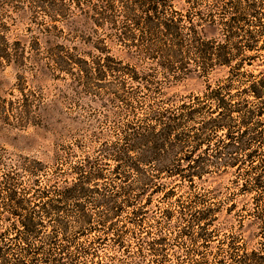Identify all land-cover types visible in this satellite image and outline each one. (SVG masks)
I'll list each match as a JSON object with an SVG mask.
<instances>
[{
  "label": "rangeland",
  "instance_id": "obj_1",
  "mask_svg": "<svg viewBox=\"0 0 264 264\" xmlns=\"http://www.w3.org/2000/svg\"><path fill=\"white\" fill-rule=\"evenodd\" d=\"M52 1L62 4L65 9L61 13L63 16L45 8L43 11V8L34 6L31 0H0V35L5 40L2 51L0 43V224L7 223L6 219L9 218L3 207L7 209L13 204L7 199L10 191L16 197L25 199L22 202V207H25L36 201L31 196L33 189H39L43 183L49 188L50 185L63 184V180L75 177L72 167L82 165L86 160L93 162L94 167L110 169L113 165L110 148L120 147L123 135L132 132L133 127L151 124L149 110L168 107L169 104L165 106L163 103L168 99L170 103H177L193 96L200 97L206 83L214 86L224 82L229 76L225 66L214 65L206 76L188 77L180 82L167 84L163 77L165 73L154 58L144 54L145 45L139 40L136 42L139 49L130 48L137 56L129 63L136 65L140 71V79L132 81L123 70L109 71L106 67L98 75L94 70L96 65L92 66L90 63L87 65L90 70L88 79L75 65L71 67L72 73H59L46 57V45L41 42L44 34L39 32L42 27L48 28L50 24L54 25L49 37L52 43L72 45L79 41L78 35L83 36L82 34L92 30V39L101 38L104 34L110 36L108 53L117 61L123 60L119 66L128 63V58L120 52L117 29L108 24L95 26L90 24L88 18L96 16V12L105 11L103 5L107 1L110 10L107 9L106 14L114 13L116 20H121L122 17L118 14L120 0ZM167 3L163 10L166 14L162 16L167 18L173 15L174 18H180L182 35L187 33L184 27L188 25L186 19L190 16L195 30L200 27L208 28L203 39L220 43L224 51L234 59L244 57L242 66L232 73V89L239 90L250 74L256 76L260 72L264 75V0H168ZM15 6L22 7V12H16ZM79 8L83 12L81 15L77 14ZM66 15V19H63ZM127 25L137 27L130 23ZM139 29H143L141 24ZM231 31L233 36L229 34ZM133 33L139 39V35L144 38L151 36L152 32H137L135 29ZM34 36L40 41L35 48L31 47ZM16 40H19L17 49L12 45ZM253 41L257 42L256 45H261L260 49L246 50V45L253 44ZM213 48L212 53L216 50ZM82 50L97 53L89 45ZM250 54L253 56L245 58ZM178 57L185 62L197 58L191 46L186 47L184 54L180 53ZM230 64L233 65L234 61ZM242 97L238 95L236 99H243ZM244 97L247 101L252 100L249 96ZM255 102L254 107L263 106L256 118L264 123V103H259L261 100ZM35 105L39 109L35 107L36 110ZM24 109L28 111L30 120L18 125L17 121L22 118ZM233 114L232 122L237 123V115L240 114ZM203 115L204 112L196 113L194 118L183 120V130H192V126ZM38 118L42 119V124L38 122ZM36 162L39 163V169L33 171L30 167L37 165ZM250 162L254 168L249 167V161L237 167L216 171L208 167L207 172L198 179L192 177L190 181H179L170 193L172 195L151 197L149 204L136 217L131 218L129 215L132 206L121 207L113 217L112 229L114 233L124 232L121 233L122 247L109 239L94 253L89 251L78 254L73 251V247L85 244L87 239L101 234V231L84 232V235L78 237L74 223L77 213L72 209L70 201H65L59 219L69 229L58 233L57 243L69 245V250L74 253L72 258L75 264H90V261L104 264H219L220 260L228 261V253L232 252L229 244L236 248L234 251L239 252L243 246L246 248L244 251L255 249L260 241L255 236L256 223H253L252 215V212L259 210L264 204V201L252 199L258 198L260 188L250 187V193L241 194L240 186L249 179L253 171H258L260 165L264 164V141L258 144ZM107 176V182L111 185V175L107 173ZM165 181L169 179L166 178ZM115 182L118 183L117 180ZM49 195L54 197L52 192ZM127 197L137 205V200L133 199V191H127ZM122 198L124 196L121 193H116L113 205H121ZM234 198L236 205L227 214V203ZM213 205L219 206L220 211L216 213L214 220L203 226L207 237H195L198 227L195 222L187 221V214ZM112 210L113 208L109 211L105 206L88 203L85 206V211L92 215L94 224L95 221H102L103 215ZM184 229L192 235H184ZM107 234L110 235V232ZM151 238L160 239L156 251L148 248L147 243ZM65 239L68 241H64ZM11 241H14V253L7 254L5 259L12 260L17 256L24 261L23 264H31V257H40V254H33L38 244L37 239H28L31 249L26 255L19 253V239ZM251 264H264V256Z\"/></svg>",
  "mask_w": 264,
  "mask_h": 264
},
{
  "label": "trees",
  "instance_id": "obj_2",
  "mask_svg": "<svg viewBox=\"0 0 264 264\" xmlns=\"http://www.w3.org/2000/svg\"><path fill=\"white\" fill-rule=\"evenodd\" d=\"M31 1L34 6L43 8V11H52L59 16H63L61 13L65 11L62 4L54 3L52 0ZM167 1L120 0L121 7L118 14L122 18L118 21L116 14H106V10H110V7L107 1H104L105 11L96 12V16H88L90 24L98 27L108 24L113 29H117L116 38L119 41L120 52L128 58L126 59L128 63L126 62L124 66H119L120 61L123 60L117 61L108 53L110 36L104 34L101 38L92 39L91 30L88 31L90 33L82 34L83 36L78 35L79 41L72 45H63L62 42L52 43L49 39L51 29H54L52 24L48 28L42 27V30L39 31L44 34V39L41 42L46 45V57L54 65V70L59 73L70 74L72 73L71 67L75 65L88 79L90 70L87 65L90 63L96 65L97 68L94 70L98 75H101V69L104 67L109 71L120 69L133 81L140 79L141 75L136 65L129 63L132 58L137 56V53L131 51L130 48L139 49V45L136 44L139 40L138 42L145 45L144 54L151 59L154 58L155 63L165 73L163 77L167 84L180 82L188 77L206 76L208 70L214 65L225 66L229 76L224 79V82H219L214 86L206 83L200 97L193 96L186 100H179L177 103H170L171 101L168 99L163 102L165 106L169 104L168 107L163 106L157 110H149L151 124L146 123L138 125L139 127H133L132 132L123 135L120 147L110 148L113 160L110 169L94 167L93 162L86 160L82 165L72 167L76 174L75 177L63 180V184L50 185L51 188H49L43 183L39 189H33L31 196L36 201L25 207H22V202L25 199L16 197L15 193L10 191L7 199L13 204L9 205L7 209L3 207L9 214V218L6 219L7 223L0 224L2 225L0 226V264L6 262L24 263L17 256L12 260L5 259L7 254L14 253L12 246L14 241H11L14 238L20 240L19 253L23 255L29 253L31 249L27 243L28 239H37L38 244L34 248L33 254H40V257H31L29 259L31 264H75L72 258L74 253L69 250V245L62 242L57 243L58 233L69 229L67 224L59 219V213L63 211L65 201H70L72 209L77 213L74 223L78 237L84 235V232L101 231V234L87 239L85 244L73 247V251L78 254H85L89 251L94 253L100 245L109 239L115 245L122 247L123 234L121 233L124 232L120 230L122 232L114 233L112 229L113 217L117 215L116 212L121 207L132 206L129 215L131 218L136 217L143 212L151 197L155 195L167 196L173 192L179 181H190L192 177L198 179L207 172L208 167H211L212 171H216L227 167H237L243 162L249 161V167L254 168L250 161L257 151L258 144L264 141V123L256 118L258 113H261L263 106L256 108L257 106L253 105H256L255 101L259 100H261L259 103H264V75H261L260 72L256 76L250 74L249 79H246V83L239 90L232 89L230 81L232 73L242 66L244 57L234 59L224 51V47L220 43L215 40L203 39L208 28L200 27L195 30L190 16L186 19L188 25L184 27L187 33L182 35L180 18H174L173 15L167 18L162 16L166 14L163 10L168 4ZM14 8L16 12L23 10L20 6ZM78 11V15L83 14L80 8ZM174 13L176 14V11ZM66 17L67 15L62 18L66 19ZM119 23L121 24L119 25ZM128 23L137 27L131 28L127 25ZM140 24L143 29H139ZM135 29L137 32L152 33L151 36L144 38L139 35L138 39L133 33ZM232 33L233 31L229 34L233 36ZM248 36L252 39L249 33ZM64 40L69 41L65 38ZM4 42L3 36L0 35L1 51L4 50ZM39 44V38L32 37L31 47L35 48ZM256 44V41H253V44H247L246 50L260 49L261 45ZM12 45H15V49H17L19 40L14 41ZM88 45L97 53L93 54L91 51L82 50ZM188 46L194 49L197 58L185 62L178 56L180 53L184 54V49ZM212 48L216 49L213 53L211 52ZM252 56L253 54L246 55L245 58ZM232 61H234L233 65L230 64ZM238 95H242L243 99L237 100L236 96ZM244 96H249L252 100L247 101ZM35 107L39 109L38 106L35 105ZM202 112L204 115L196 122V125L192 126V130L184 131L183 120H190L196 113ZM22 113V118L17 121L18 125L28 123L30 120L27 110L24 109ZM233 113L240 114L237 115V123L232 122ZM38 122L42 124V119L38 118ZM36 163L37 165L30 167L33 171L39 169V163ZM260 167L258 171L252 172L249 179L242 183L240 189L242 190L241 194H247L252 190L250 187L260 188L258 198L252 197V199L264 201V164ZM107 173L111 175V185L107 182ZM166 178L169 181H165ZM127 191H133V199L137 200V205L131 203L132 200L127 197ZM51 192L54 194L53 198L49 195ZM116 193H121L124 196L121 205H113ZM41 198H44L43 201H39ZM197 198L201 199L199 196ZM37 199L39 200L37 201ZM234 200L235 198L230 199L227 203L225 209L227 214L235 207ZM87 203L105 206L109 211L112 208L113 210L110 213L107 211L103 215V220L95 221L94 224L92 215L85 211ZM219 211L220 207L213 205L204 206L187 214V221L195 222L198 227L195 237L201 239L207 237V231L203 226L214 220ZM252 215L253 223H256L255 236L257 235L260 240L258 246L249 251H244L246 248L243 246L242 251L237 252L234 251L236 248L228 243L232 252L228 253V261L220 260L219 264H251L262 259L264 256V204L259 210L252 212ZM185 226L187 228L188 224ZM184 230L182 232L184 235L187 234L188 237L192 235L187 229ZM109 232L110 235L107 234ZM159 244V238H151L147 243L148 248L152 251H156ZM90 264L104 263L90 261Z\"/></svg>",
  "mask_w": 264,
  "mask_h": 264
}]
</instances>
